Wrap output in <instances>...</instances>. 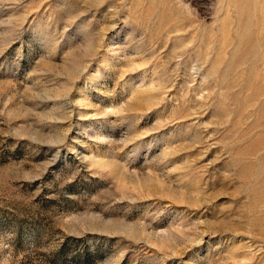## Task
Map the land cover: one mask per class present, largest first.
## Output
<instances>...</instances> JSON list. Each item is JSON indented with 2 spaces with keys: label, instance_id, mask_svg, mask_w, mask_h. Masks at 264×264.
I'll return each instance as SVG.
<instances>
[{
  "label": "rangeland",
  "instance_id": "rangeland-1",
  "mask_svg": "<svg viewBox=\"0 0 264 264\" xmlns=\"http://www.w3.org/2000/svg\"><path fill=\"white\" fill-rule=\"evenodd\" d=\"M0 264H264V0H0Z\"/></svg>",
  "mask_w": 264,
  "mask_h": 264
}]
</instances>
